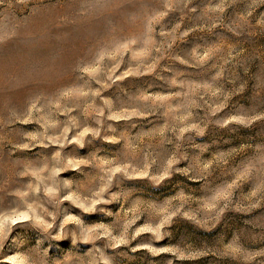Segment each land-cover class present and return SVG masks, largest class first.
<instances>
[{
    "label": "rangeland",
    "instance_id": "1",
    "mask_svg": "<svg viewBox=\"0 0 264 264\" xmlns=\"http://www.w3.org/2000/svg\"><path fill=\"white\" fill-rule=\"evenodd\" d=\"M0 264H264V0H0Z\"/></svg>",
    "mask_w": 264,
    "mask_h": 264
}]
</instances>
